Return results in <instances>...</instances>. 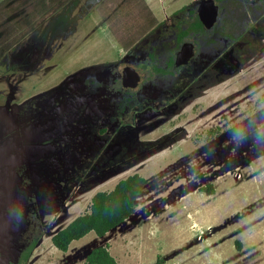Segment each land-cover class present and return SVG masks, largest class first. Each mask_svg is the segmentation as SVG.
I'll return each instance as SVG.
<instances>
[{
	"label": "rangeland",
	"instance_id": "obj_1",
	"mask_svg": "<svg viewBox=\"0 0 264 264\" xmlns=\"http://www.w3.org/2000/svg\"><path fill=\"white\" fill-rule=\"evenodd\" d=\"M22 1L0 0V15L30 13ZM201 1L71 0L0 59V264L38 236L27 264H85L106 243L119 264H264L263 0L229 15L232 38L216 33L204 73L189 70L197 58L181 79L153 71ZM132 39L129 53L117 41ZM119 62L144 68L130 98L112 95ZM134 174L148 184L128 221L54 247L97 192Z\"/></svg>",
	"mask_w": 264,
	"mask_h": 264
},
{
	"label": "trees",
	"instance_id": "obj_2",
	"mask_svg": "<svg viewBox=\"0 0 264 264\" xmlns=\"http://www.w3.org/2000/svg\"><path fill=\"white\" fill-rule=\"evenodd\" d=\"M70 1L71 0H23L22 3L34 2V8H32L30 13L18 16L13 15L14 10H11L10 12H6L4 17L0 15V59L7 55L24 36L28 35L32 30L48 20ZM262 2H264V0L260 1V7L264 4ZM222 3L223 5L221 8L223 17L215 26L214 30L215 33H225L224 37L229 39L232 38L230 34H232L234 29V26L230 23L229 15H233L238 20L243 21V14H247L248 8H245L246 6L243 0H224ZM19 5L22 6L21 3ZM17 7L18 6H16V8ZM229 7H231L230 10ZM241 10L244 11L243 14H240ZM193 18L194 21L189 30H182L179 32L175 47L171 51V56H173L175 50L179 49L181 42L191 32H202L203 24L198 17ZM249 24L250 22L247 23V25ZM243 30L245 29L243 28ZM133 39L129 45L126 44L125 40L117 41H119L122 48L129 53L131 47L137 42ZM171 56L169 57L168 67H173L174 62ZM153 58L155 59V57ZM153 69L155 73L167 74L169 72L168 70L165 71L155 66ZM128 98H130V96H128ZM147 184L148 181L145 177L140 174H134L120 180L111 191L97 192L92 197L87 211L79 215L64 229L60 230L52 237L54 247L62 253H67L74 242L82 240L90 233H95L97 237L104 238L135 214V203ZM200 190L209 196L215 194L213 185H208ZM39 242V236L33 239L30 245L22 252L18 264H27ZM238 246L240 247L239 243ZM162 263L163 260L161 258L158 259L157 264ZM85 264H119V262L111 253L110 243H106L103 246L92 249L86 257Z\"/></svg>",
	"mask_w": 264,
	"mask_h": 264
},
{
	"label": "flooded vegetation",
	"instance_id": "obj_3",
	"mask_svg": "<svg viewBox=\"0 0 264 264\" xmlns=\"http://www.w3.org/2000/svg\"><path fill=\"white\" fill-rule=\"evenodd\" d=\"M215 2L219 6V15H218L219 19H218L217 23H215V25L213 27H211V28L206 27L205 24L199 18V14H198L199 6H198V8L194 12L190 11L188 20L187 21L184 20V22H185V30H189V28L191 27L192 22L194 21V18L193 17H198L199 20H200V22L203 24L202 32H191L188 36H191V37L193 36V40L192 39L186 40V38H185L181 42V44L179 45V49H177V50H175L173 52V56H171V57H173V62H174L173 63V67H168V61H169L170 58H168V60L165 61V65L167 67H165L163 70H165V71L168 70L169 71V69L171 68V71L168 72L167 74L156 73L155 76H157V77H160V76L161 77L162 76L163 77H166L167 75L173 76L175 74V72H180L177 75L178 78H175V79H181L183 77V75L181 73L184 72L183 74L185 76L186 70H188L190 68V66L193 64L194 59H196V58L198 59L197 67L194 68L193 66H191V69H189V70H191V71H193V73L197 74L195 71H198L200 69V72L202 71V73H204L205 72V69L209 68L210 65L209 64L208 65H205V64L207 62H209L208 61L209 60V57L210 56H213L215 54V46H214L215 44H214V42H211V40H214V37L216 35V33L214 31V28L220 22V20L223 17V12H222V8H221L222 5H223L222 1L215 0ZM189 44H193V47H188ZM174 47H175V45H174ZM192 49L194 50V56L191 57V59L189 60V62L186 65H182V66L177 67L176 63H177L178 57L181 54L187 52L188 50H191L192 51ZM121 65H123L121 72H119V71L117 72V74H116V76H114L115 78H114V80L112 82V84L116 85V87H114L112 89V90H114V93L112 95L118 96L120 94H123V92H125V93H127L128 96H130L132 92L133 93H138V92L142 91V86H143V84L146 83V81H145L146 76L144 74V68L141 67L143 65L139 64L140 66H138V65H136L134 63L127 64L126 62H119L118 65H117V70H119V67ZM126 67H133V68H135V70L141 76V81L139 82L138 87L135 88V89H128V88L125 87V84L129 82V79L131 80V79L134 78V76L131 75V74H129V73L128 74L127 73L124 74V70L126 69ZM159 69H161V68H159ZM207 72H209V71L207 70ZM109 73H111V71H109ZM117 75H119V77ZM177 76H174V77H177ZM207 76H208V74H205L202 79H201V76H200V78L197 81L198 84L195 85V89L196 90H197V88H196L197 86L201 87V84H200L201 81L204 78H207ZM184 83H185V81H184ZM100 85H101V87L99 88V90H101V92H100L99 95L103 96V98H104V96L106 94L103 92V89H106L107 87L103 88L102 87L103 85L102 84H100ZM118 85L120 86V89H118ZM191 94H192V91L191 90L187 91L188 97H191ZM86 96L87 95H85V97ZM143 96H147V95H145L143 93ZM172 106L173 105L170 106V109L173 108ZM175 107H176V105L174 106V108ZM97 108H98V106H97ZM103 108L105 109L106 108V105L103 104ZM94 111H95V107L93 108V111L92 112H94ZM112 111L115 112L114 109H112ZM88 113H90V111ZM98 113H99V111H98Z\"/></svg>",
	"mask_w": 264,
	"mask_h": 264
},
{
	"label": "water",
	"instance_id": "obj_4",
	"mask_svg": "<svg viewBox=\"0 0 264 264\" xmlns=\"http://www.w3.org/2000/svg\"><path fill=\"white\" fill-rule=\"evenodd\" d=\"M198 14L200 20L205 24L206 27L211 28L217 23L219 17V6L216 4L215 0H202ZM188 47H193V44H189ZM194 56V50H188L187 52L181 54L177 60V67L186 65L191 57ZM131 74L134 76L133 79H129V82L125 84V87L128 89H135L138 87L139 82L141 81V76L133 67H126L124 74Z\"/></svg>",
	"mask_w": 264,
	"mask_h": 264
},
{
	"label": "crops",
	"instance_id": "obj_5",
	"mask_svg": "<svg viewBox=\"0 0 264 264\" xmlns=\"http://www.w3.org/2000/svg\"><path fill=\"white\" fill-rule=\"evenodd\" d=\"M85 97V96H84ZM80 98H82V97H80ZM83 99V98H82ZM82 99L80 100V102L82 101ZM87 100H89V99H87V98H84V101H82L81 103H86L87 102ZM93 108L95 107V104L92 106ZM93 111V110H92ZM92 111H90V114H95L94 112H92Z\"/></svg>",
	"mask_w": 264,
	"mask_h": 264
},
{
	"label": "clouds",
	"instance_id": "obj_6",
	"mask_svg": "<svg viewBox=\"0 0 264 264\" xmlns=\"http://www.w3.org/2000/svg\"><path fill=\"white\" fill-rule=\"evenodd\" d=\"M262 127H264V125H262Z\"/></svg>",
	"mask_w": 264,
	"mask_h": 264
}]
</instances>
